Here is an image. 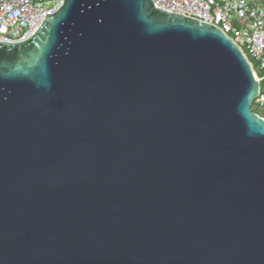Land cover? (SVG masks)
<instances>
[{
    "label": "water",
    "instance_id": "obj_1",
    "mask_svg": "<svg viewBox=\"0 0 264 264\" xmlns=\"http://www.w3.org/2000/svg\"><path fill=\"white\" fill-rule=\"evenodd\" d=\"M258 94L223 30L151 0L0 42V264H264Z\"/></svg>",
    "mask_w": 264,
    "mask_h": 264
},
{
    "label": "built area",
    "instance_id": "obj_2",
    "mask_svg": "<svg viewBox=\"0 0 264 264\" xmlns=\"http://www.w3.org/2000/svg\"><path fill=\"white\" fill-rule=\"evenodd\" d=\"M151 1L166 13L218 27L233 40L256 75L259 94L253 107L264 119V0ZM63 5L64 0H0V42L24 41L37 31L47 15L56 14Z\"/></svg>",
    "mask_w": 264,
    "mask_h": 264
},
{
    "label": "trees",
    "instance_id": "obj_3",
    "mask_svg": "<svg viewBox=\"0 0 264 264\" xmlns=\"http://www.w3.org/2000/svg\"><path fill=\"white\" fill-rule=\"evenodd\" d=\"M252 111H253L255 114H257V111H256V109H255L254 107H252Z\"/></svg>",
    "mask_w": 264,
    "mask_h": 264
},
{
    "label": "rangeland",
    "instance_id": "obj_4",
    "mask_svg": "<svg viewBox=\"0 0 264 264\" xmlns=\"http://www.w3.org/2000/svg\"><path fill=\"white\" fill-rule=\"evenodd\" d=\"M259 113H262L261 111H259Z\"/></svg>",
    "mask_w": 264,
    "mask_h": 264
}]
</instances>
